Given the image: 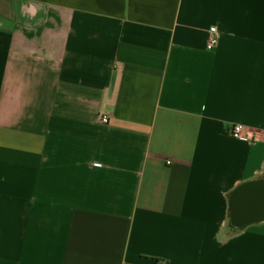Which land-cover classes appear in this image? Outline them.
<instances>
[{"label": "crops", "instance_id": "0c3cea01", "mask_svg": "<svg viewBox=\"0 0 264 264\" xmlns=\"http://www.w3.org/2000/svg\"><path fill=\"white\" fill-rule=\"evenodd\" d=\"M0 264H264V0H0Z\"/></svg>", "mask_w": 264, "mask_h": 264}, {"label": "built area", "instance_id": "2783aa9c", "mask_svg": "<svg viewBox=\"0 0 264 264\" xmlns=\"http://www.w3.org/2000/svg\"><path fill=\"white\" fill-rule=\"evenodd\" d=\"M218 43H219V36H218L217 28L212 27L209 30V36H208V41H207L206 47L208 50H212L218 45ZM102 122L107 123L108 118L106 116L102 117ZM231 134H232V136L239 138L241 140H249V138L244 133L243 126L240 124H237L232 128ZM168 164L172 167L175 166L171 160L168 161Z\"/></svg>", "mask_w": 264, "mask_h": 264}]
</instances>
